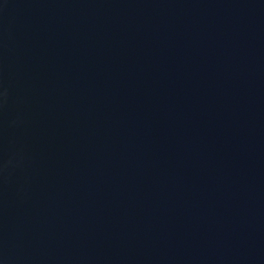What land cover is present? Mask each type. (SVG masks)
I'll return each instance as SVG.
<instances>
[{
    "label": "water",
    "instance_id": "obj_1",
    "mask_svg": "<svg viewBox=\"0 0 264 264\" xmlns=\"http://www.w3.org/2000/svg\"><path fill=\"white\" fill-rule=\"evenodd\" d=\"M0 264H264V0H0Z\"/></svg>",
    "mask_w": 264,
    "mask_h": 264
}]
</instances>
